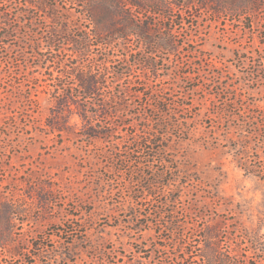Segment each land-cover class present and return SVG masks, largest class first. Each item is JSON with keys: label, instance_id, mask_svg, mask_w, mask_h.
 <instances>
[{"label": "rangeland", "instance_id": "374dc122", "mask_svg": "<svg viewBox=\"0 0 264 264\" xmlns=\"http://www.w3.org/2000/svg\"><path fill=\"white\" fill-rule=\"evenodd\" d=\"M139 1L0 0V264H264V0Z\"/></svg>", "mask_w": 264, "mask_h": 264}, {"label": "trees", "instance_id": "16d2710c", "mask_svg": "<svg viewBox=\"0 0 264 264\" xmlns=\"http://www.w3.org/2000/svg\"><path fill=\"white\" fill-rule=\"evenodd\" d=\"M128 2L131 5H135V6H142L141 2L139 0H128ZM15 17H19L18 14L15 15ZM122 33L125 35L127 34V32L122 31ZM110 37H112V34H107L104 37H101L102 40L104 42H108L110 40ZM102 74H98V75H86L83 73H75L74 77L77 79L78 84H79V88L76 94V97H78L79 95H93L96 93V90L98 88V85L100 84V77ZM104 77V74H103ZM29 87H33L30 86ZM37 87V84L35 83L34 88ZM65 98L62 99H58L57 105L58 106H64L66 104V102H70L73 103V98H72V94L68 91V90H64L63 92ZM69 99V100H68ZM105 114H108L109 112H107V109L104 110ZM11 128V126L9 127ZM91 130L90 128H88L87 133L89 135H91ZM239 154H240V159H245L246 155H247V151L245 150V148H243L242 146H240V148L238 149ZM243 165V164H242ZM242 168H244V170H246L248 173H252L258 177H262L264 179V167L263 166H258V165H252L250 166L249 164H244L243 166H241ZM151 182L149 180H147V184L146 186H143V190L145 192H148L149 194H151L150 192V188L147 185H150Z\"/></svg>", "mask_w": 264, "mask_h": 264}]
</instances>
